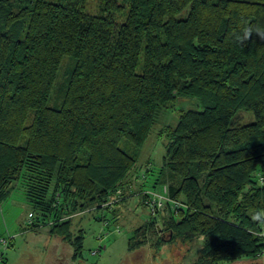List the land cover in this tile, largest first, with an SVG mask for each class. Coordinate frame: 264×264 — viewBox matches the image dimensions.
<instances>
[{"label":"trees","instance_id":"1","mask_svg":"<svg viewBox=\"0 0 264 264\" xmlns=\"http://www.w3.org/2000/svg\"><path fill=\"white\" fill-rule=\"evenodd\" d=\"M86 3L0 0V205L19 188L28 231L48 228L78 258L73 213L165 186L184 209L151 214L141 200L152 217L129 251L151 232L156 249L203 237L192 264L259 258L264 0H100L94 13ZM184 100L197 109L179 107ZM163 109L176 123L159 130L164 156L147 185L154 169L143 164L140 178L137 162ZM240 111L253 120L233 122Z\"/></svg>","mask_w":264,"mask_h":264},{"label":"rangeland","instance_id":"2","mask_svg":"<svg viewBox=\"0 0 264 264\" xmlns=\"http://www.w3.org/2000/svg\"><path fill=\"white\" fill-rule=\"evenodd\" d=\"M99 3L100 0H87V11L94 13ZM187 11L188 9L181 12L178 18H185ZM122 19L123 17L119 18L118 21ZM68 63V60L64 59L57 83L62 80L63 72L68 67ZM59 101L60 99L53 93L48 104L53 107L59 104ZM178 106L187 110L197 109L196 104L185 100L180 102ZM251 120H253L251 113L240 111L234 117L233 122L248 123ZM175 123L176 119L171 110L163 109L160 111L157 123L152 128L151 135L141 150L137 165L142 167L143 164L149 162L150 168L154 169L147 181L144 178L148 182L147 185L158 176L164 156V140L159 135V130ZM141 167L136 170L140 178L144 173V167L140 171ZM139 182L141 181H138V184ZM163 187L158 188L157 191L159 192ZM135 189L136 187L124 201V204L120 205L115 201L117 205L111 206L114 208L113 210L110 208L108 210H96L92 205L88 209L73 213L71 231L74 236H77L79 232L84 236L80 259V257H72L73 249L69 245L65 243H63L64 245L54 244L50 240L54 237L50 238L48 228L34 232L28 231L30 230L28 229L29 224L33 221L30 216L31 209L24 200L22 191L16 188L12 195L0 205V237L7 240L8 236H13L9 242L12 244L11 247H8L9 244L8 246H0V264H56L58 258H61L63 264H192L203 244V237H199L189 245L177 241L161 245L156 249L153 247L154 239L149 232L147 236L151 238H148L146 243L139 245L132 251L128 250V240L132 237L135 229L141 228L152 217L147 207L146 209L139 206L141 200L145 204L147 193L139 194ZM143 191L151 190L147 188ZM156 224L160 226L158 220ZM262 231L264 232V224ZM140 237H142L141 234L137 236V240ZM251 262H264V254L257 259L244 257L221 264H251Z\"/></svg>","mask_w":264,"mask_h":264},{"label":"built area","instance_id":"3","mask_svg":"<svg viewBox=\"0 0 264 264\" xmlns=\"http://www.w3.org/2000/svg\"><path fill=\"white\" fill-rule=\"evenodd\" d=\"M143 193H147V199L145 200V205L148 208V210L151 212V214H154L156 211H160L165 208L169 209L170 211H176L177 209H181V210L184 209L183 204H181L178 201L170 200L168 198L165 187H163L162 190H159V192L155 190V192L154 191H147V192L143 191ZM120 195H121V190H117L116 192L117 197L109 199L102 206H106V205L112 204L113 202L117 201ZM12 237H13L12 235L8 236L7 240L4 237H0V246H8Z\"/></svg>","mask_w":264,"mask_h":264},{"label":"crops","instance_id":"4","mask_svg":"<svg viewBox=\"0 0 264 264\" xmlns=\"http://www.w3.org/2000/svg\"><path fill=\"white\" fill-rule=\"evenodd\" d=\"M124 204V203H123ZM133 204V203H132ZM121 205V204H120ZM136 205H137V202H136ZM139 206H141V205H139ZM118 208V207H117ZM24 225V224H23ZM23 228V227H22ZM21 228V229H22ZM41 229H44V228H40L39 230H41ZM28 232V231H27ZM50 236V235H49ZM51 238V237H50ZM51 241H53V243L55 244V243H60V244H62V245H64L61 241H60V239L59 238H56V237H54V238H51L50 239ZM58 241V242H57ZM81 255H82V252H81ZM80 259H81V256H80ZM76 261V260H75ZM56 264H63V262L61 261V258H58L57 259V263Z\"/></svg>","mask_w":264,"mask_h":264},{"label":"clouds","instance_id":"5","mask_svg":"<svg viewBox=\"0 0 264 264\" xmlns=\"http://www.w3.org/2000/svg\"><path fill=\"white\" fill-rule=\"evenodd\" d=\"M251 29L250 28H244L242 29V35H239L236 37L238 41H241L243 39H246L248 35H250Z\"/></svg>","mask_w":264,"mask_h":264},{"label":"water","instance_id":"6","mask_svg":"<svg viewBox=\"0 0 264 264\" xmlns=\"http://www.w3.org/2000/svg\"><path fill=\"white\" fill-rule=\"evenodd\" d=\"M251 264H264V262H251Z\"/></svg>","mask_w":264,"mask_h":264}]
</instances>
